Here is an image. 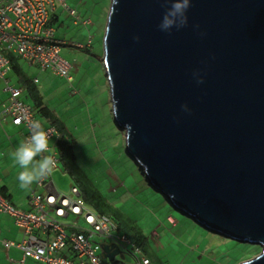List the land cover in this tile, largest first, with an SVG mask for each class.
I'll use <instances>...</instances> for the list:
<instances>
[{"label": "water", "instance_id": "obj_1", "mask_svg": "<svg viewBox=\"0 0 264 264\" xmlns=\"http://www.w3.org/2000/svg\"><path fill=\"white\" fill-rule=\"evenodd\" d=\"M190 3L169 34L164 0H110L114 119L153 189L208 231L260 247L237 264H264V0Z\"/></svg>", "mask_w": 264, "mask_h": 264}, {"label": "rangeland", "instance_id": "obj_2", "mask_svg": "<svg viewBox=\"0 0 264 264\" xmlns=\"http://www.w3.org/2000/svg\"><path fill=\"white\" fill-rule=\"evenodd\" d=\"M64 2L75 16L57 6L53 26L56 37L66 41L60 55L73 66L71 82L21 62L25 74L37 79L42 101L71 143L64 154L56 148L59 167L48 181L61 193H68L73 185L85 191L89 206L119 226L116 232L136 243L152 264H237L258 255L259 246L208 231L148 187L139 166L125 152L124 133L114 119L103 69L102 35L110 0ZM84 20L89 22L86 26ZM89 38V48H84ZM173 214L181 221L168 230L164 222ZM231 241L235 244L230 246ZM132 262L127 254L122 264Z\"/></svg>", "mask_w": 264, "mask_h": 264}, {"label": "built area", "instance_id": "obj_3", "mask_svg": "<svg viewBox=\"0 0 264 264\" xmlns=\"http://www.w3.org/2000/svg\"><path fill=\"white\" fill-rule=\"evenodd\" d=\"M57 6L75 16L64 0H0V79L8 96L2 105L0 122L10 121L25 129L24 139L31 134L29 124L38 118L32 106L22 99L23 89L10 83L6 75L13 57L71 82L73 66L60 55L66 41L56 37L53 26L58 19L53 14ZM88 23L82 22L84 26ZM89 43L90 38L84 48H89ZM76 46L83 48L81 44ZM33 81L37 83V79ZM45 127L58 168L60 159L51 143L58 142L61 136L55 127ZM44 180L37 185H44ZM28 204L29 210L22 211L0 195V212L12 217L23 234L18 242L2 241V244L6 249L21 250L24 258L44 264H122L128 254L133 258L131 264H152L132 240L116 232L117 226L111 219L89 206L77 186L61 193L47 183L45 192L32 193ZM104 246L109 248L108 253L119 250L113 260L104 257Z\"/></svg>", "mask_w": 264, "mask_h": 264}, {"label": "crops", "instance_id": "obj_4", "mask_svg": "<svg viewBox=\"0 0 264 264\" xmlns=\"http://www.w3.org/2000/svg\"><path fill=\"white\" fill-rule=\"evenodd\" d=\"M10 60L15 61V63L11 62V68L6 75V78L10 81V83H15L23 89L22 99L28 102L32 106L33 114L35 115V117L46 121L47 123L45 126H51L48 118L40 116L37 113L36 109L34 108L33 103L31 104L29 100V96L27 92L24 90L23 84L21 81H19V77L14 70V67L17 66V68L21 72L25 73L21 66V62L23 61L22 60L20 61V59L13 57ZM27 78L30 80L31 83L33 82L34 79H36V78L30 79L28 76ZM37 83L35 84L32 83V84L36 86ZM7 97H8L7 93L4 91V81L0 79V112L2 110V105L6 101ZM42 103L44 106H46L43 101ZM25 134H26L25 129L19 126L12 125L10 121L0 122V195L12 206L22 211L29 210L28 199L32 193L45 192V184L51 183L55 190L57 191L59 190L56 187V185L52 182V180L48 181L50 176L43 181L44 185H37V183H34L31 186V189L28 191L22 190L19 187V181L17 179V176L20 169L18 166L14 165L10 153L15 150V148L18 146V144L21 141L24 140ZM57 143L58 142L51 143V145L54 146L55 150L56 148H58ZM125 152H126V148H125ZM139 170L141 171L142 175L145 178L142 169L139 168ZM114 178L116 179V177ZM116 181L118 180L116 179ZM147 185L150 189L152 188L149 185V183ZM177 221H181L180 216L176 214L169 215L166 217V221L164 222L165 223L164 225L167 227L168 230H170L172 227L176 225ZM152 233L154 240L155 241L159 240L160 237L158 235L156 236L155 232ZM22 236H23L22 230L14 224L13 218L7 214L0 212V264H44V263H37L30 258H24L21 250L15 247H10L9 249H6L2 244V241L18 242L22 239ZM228 244L230 246L232 245L231 242H228Z\"/></svg>", "mask_w": 264, "mask_h": 264}, {"label": "clouds", "instance_id": "obj_5", "mask_svg": "<svg viewBox=\"0 0 264 264\" xmlns=\"http://www.w3.org/2000/svg\"><path fill=\"white\" fill-rule=\"evenodd\" d=\"M164 7L161 23L158 25L160 31L170 34L173 27L179 30L187 25L186 13L191 7L190 0H164ZM133 39L138 41L139 37L136 36ZM196 75L194 73V76ZM197 83H203V79L198 78ZM181 108L183 111H189L187 105H182ZM46 123L39 118L32 120L29 124L30 136L21 141L10 153L14 165L20 169L17 179L22 190L28 191L34 183H39L49 177L57 166L58 161L49 148L50 136L45 127ZM129 127L126 125V128ZM139 168L141 167L139 166Z\"/></svg>", "mask_w": 264, "mask_h": 264}, {"label": "trees", "instance_id": "obj_6", "mask_svg": "<svg viewBox=\"0 0 264 264\" xmlns=\"http://www.w3.org/2000/svg\"><path fill=\"white\" fill-rule=\"evenodd\" d=\"M11 62L15 63V61H11ZM14 70L19 77V81L22 82L24 90L27 91L29 99H31L33 106L36 109L37 113L42 117L48 118L51 126L55 127L56 130L59 132L61 139L58 141L57 145H58L59 149L61 150L60 154H64L65 151H70L71 150V143L67 138H65L66 135H65L64 127L62 125H60V123H57L58 120L54 117L53 112L51 110H49L46 106L43 105V103L41 101L42 99L39 95V92H38L36 86L34 84H32L33 82L32 83L30 82V80L27 78L25 73L21 72L17 68V66L14 67ZM81 192H82L84 199L87 201L85 191L81 190ZM95 211H97V210H95ZM97 212L102 215V212H100V211H97ZM118 228H119V226H117V229ZM231 243L235 244L232 241H231Z\"/></svg>", "mask_w": 264, "mask_h": 264}]
</instances>
